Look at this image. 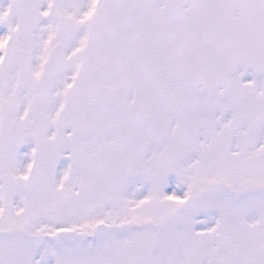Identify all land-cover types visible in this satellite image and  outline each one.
Segmentation results:
<instances>
[{"label":"snow or ice","instance_id":"obj_1","mask_svg":"<svg viewBox=\"0 0 264 264\" xmlns=\"http://www.w3.org/2000/svg\"><path fill=\"white\" fill-rule=\"evenodd\" d=\"M0 264H264V0H0Z\"/></svg>","mask_w":264,"mask_h":264}]
</instances>
